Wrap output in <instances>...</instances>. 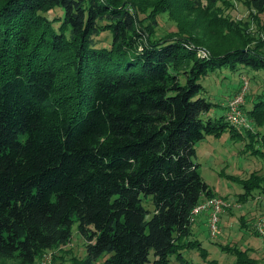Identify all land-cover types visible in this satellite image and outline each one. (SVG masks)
Segmentation results:
<instances>
[{
	"label": "trees",
	"instance_id": "trees-1",
	"mask_svg": "<svg viewBox=\"0 0 264 264\" xmlns=\"http://www.w3.org/2000/svg\"><path fill=\"white\" fill-rule=\"evenodd\" d=\"M181 1L175 16L174 0H0L1 258L35 264L69 240L74 216L85 238L78 264H165L171 254L185 262L194 247L205 255L190 210L215 194L194 144L225 129L255 133L204 118L215 104L199 78L233 64L264 70V39L216 15L191 32L193 23L179 24ZM245 3L264 32V0ZM164 12L177 30L154 37ZM216 23L238 44L224 47ZM245 112L263 124L264 99ZM238 181L239 200L264 194L258 174ZM221 248L237 264H260L246 248Z\"/></svg>",
	"mask_w": 264,
	"mask_h": 264
},
{
	"label": "rangeland",
	"instance_id": "rangeland-1",
	"mask_svg": "<svg viewBox=\"0 0 264 264\" xmlns=\"http://www.w3.org/2000/svg\"><path fill=\"white\" fill-rule=\"evenodd\" d=\"M174 1L177 5H174L172 12L178 16L174 10L181 9L182 1ZM245 1L213 0L211 7L206 0H185L187 9L184 8L182 11L179 24L193 23V27L189 25V30L201 34L202 25H195V23L204 24L205 21L207 23L216 15L234 24L239 23L246 28L249 38L262 41L264 39L263 16L249 14ZM199 12H202L201 15L198 14ZM55 14L56 10L46 13L49 18ZM156 20L154 37L164 36L177 30L176 20L169 17L166 12L158 14ZM214 29L219 30L221 36L223 34L220 42H223L224 47L238 44L233 32L223 25L216 23ZM242 33L244 34V31ZM102 43L105 44V41ZM199 83L204 88L202 96L205 100L215 104L209 111L202 114L204 118H218L224 115L227 101L238 93L242 86L245 91L240 107L245 115V111L251 108L252 103L264 99V70H253L240 64H233L232 67L224 66L208 72L199 78ZM246 117L251 120L249 122L251 129L235 130L242 134L248 130L255 133L254 137L244 135L241 138L238 136L234 138L229 130L225 129L218 135L207 134L195 142V155L192 160L198 164L197 171L200 177L215 195L227 200L228 205L220 213L218 229L214 235L207 232L204 224H200L197 228L195 237L199 239L201 246L205 247V255H200L196 247L189 248L183 250L185 262H180L171 254L165 264H237L235 254L221 248L224 244L235 245L240 249L246 248L248 256L253 257L260 264L264 263V235H260L255 229L257 216L264 212V194L253 190L245 200L238 198V195L243 192L238 179H244L253 172L260 176L264 184V138H261V135H264V123L259 125L247 115ZM256 149L261 153H253ZM143 205L149 210L152 208L149 200L143 201ZM84 242L85 238L78 232L77 220L74 216L70 224L69 240L64 244L43 250L36 258L35 264H38L44 256L50 258V264H78L79 258L83 257L85 252ZM101 260V258L98 259V262ZM210 260H215V263ZM0 264H11V262L0 257Z\"/></svg>",
	"mask_w": 264,
	"mask_h": 264
},
{
	"label": "built area",
	"instance_id": "built-area-1",
	"mask_svg": "<svg viewBox=\"0 0 264 264\" xmlns=\"http://www.w3.org/2000/svg\"><path fill=\"white\" fill-rule=\"evenodd\" d=\"M245 88L242 86L240 91L226 103L225 121L236 130L243 128L251 129L250 119L241 110ZM228 205V201L218 195L204 197L199 200L190 210V221H195L199 215H205L206 230L210 235H214L218 229V220L222 210ZM255 229L260 235H264V212L257 216ZM50 258L44 256L38 264H50Z\"/></svg>",
	"mask_w": 264,
	"mask_h": 264
},
{
	"label": "crops",
	"instance_id": "crops-1",
	"mask_svg": "<svg viewBox=\"0 0 264 264\" xmlns=\"http://www.w3.org/2000/svg\"><path fill=\"white\" fill-rule=\"evenodd\" d=\"M222 116H224V115H222ZM200 224H204V226H205V215H203V214L197 216L196 219H195V221L193 223H191L190 230H191V234L193 236H195L197 234V228H198V226Z\"/></svg>",
	"mask_w": 264,
	"mask_h": 264
}]
</instances>
